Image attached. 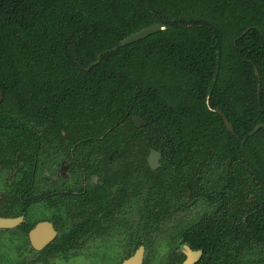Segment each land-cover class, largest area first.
Wrapping results in <instances>:
<instances>
[{
  "label": "trees",
  "instance_id": "obj_1",
  "mask_svg": "<svg viewBox=\"0 0 264 264\" xmlns=\"http://www.w3.org/2000/svg\"><path fill=\"white\" fill-rule=\"evenodd\" d=\"M155 23L165 28L121 44ZM248 26L239 43L264 40V0H0V154L38 147L40 130L52 128L79 139L87 131L89 145L102 133L105 146H140L143 157L153 146L162 162H224L233 185L237 173L253 187L245 242L256 250L264 244V127L253 133L249 111L234 122L237 137L207 103L215 49L224 59ZM261 57L253 61L264 89ZM239 65L254 74L250 61ZM216 252L210 246L202 264Z\"/></svg>",
  "mask_w": 264,
  "mask_h": 264
},
{
  "label": "flooded vegetation",
  "instance_id": "obj_2",
  "mask_svg": "<svg viewBox=\"0 0 264 264\" xmlns=\"http://www.w3.org/2000/svg\"><path fill=\"white\" fill-rule=\"evenodd\" d=\"M251 29L228 41L224 59L215 49L214 105L207 102L224 123L228 118L234 131L225 123L227 130L237 137L234 122L244 121L249 111L255 127L264 118L262 73L253 61L264 57L257 49L264 40L238 42ZM239 61L253 63L254 74ZM249 79L256 81L251 85ZM135 116L140 115L132 116L137 125H147ZM78 133L40 130L38 147L14 157L0 154V217L14 221L0 226V264H55L60 253L85 244L97 264H125L139 252L141 264H184L188 258L202 264L212 245L217 252L209 264H264V244L249 252L245 242L253 187L237 173L233 185L227 164L201 169L199 162H162L163 152L153 146L143 157L140 146H105L102 133L89 145L87 131L81 139Z\"/></svg>",
  "mask_w": 264,
  "mask_h": 264
},
{
  "label": "water",
  "instance_id": "obj_3",
  "mask_svg": "<svg viewBox=\"0 0 264 264\" xmlns=\"http://www.w3.org/2000/svg\"><path fill=\"white\" fill-rule=\"evenodd\" d=\"M164 28H165V25L161 24V23H155V24L149 25V26L144 27V28H142V29H140V30H138L136 32H133L130 35H128L125 38H123L121 40V44L122 45H126V44H129V43H132L134 41H137V40H140L142 38H145V37L149 36L152 33L160 31V30H162ZM91 66L92 65H90V67ZM257 72H258V70H257ZM2 99H3V94H2V92L0 90V102L2 101ZM218 111L221 112L220 110H218ZM224 119H225V123H226L228 129L231 130V131H234V128H233L232 124L230 123V121L228 120V118L226 116H224ZM134 120L137 123H139V124H145V120L142 117H140V116H135ZM262 126H264V123H259L255 127L254 131L258 130ZM157 156H158V154H156V152L153 151V153L151 155V161H155ZM13 223H14V221L12 219L0 217V226H11ZM35 232L36 231L34 230L33 233L35 234ZM141 258H142V252H139V253H137V255H135L132 258H130L129 260H127L125 264H141ZM191 263H192V260L190 258H188L184 262V264H191Z\"/></svg>",
  "mask_w": 264,
  "mask_h": 264
},
{
  "label": "clouds",
  "instance_id": "obj_4",
  "mask_svg": "<svg viewBox=\"0 0 264 264\" xmlns=\"http://www.w3.org/2000/svg\"><path fill=\"white\" fill-rule=\"evenodd\" d=\"M12 255L14 256L15 253ZM55 264H97V260L93 255V249L85 244L81 248L69 249L66 253H60Z\"/></svg>",
  "mask_w": 264,
  "mask_h": 264
},
{
  "label": "rangeland",
  "instance_id": "obj_5",
  "mask_svg": "<svg viewBox=\"0 0 264 264\" xmlns=\"http://www.w3.org/2000/svg\"><path fill=\"white\" fill-rule=\"evenodd\" d=\"M15 251V250H14ZM8 252L10 253V252H12V250H8ZM15 253V252H14ZM165 256V251H159L158 252V259H162L163 257ZM14 257H15V255H14Z\"/></svg>",
  "mask_w": 264,
  "mask_h": 264
}]
</instances>
